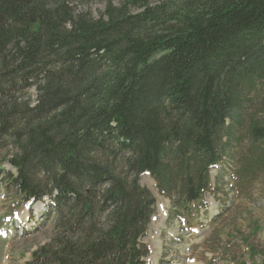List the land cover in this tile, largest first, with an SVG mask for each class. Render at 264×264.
<instances>
[{"label": "trees", "instance_id": "trees-1", "mask_svg": "<svg viewBox=\"0 0 264 264\" xmlns=\"http://www.w3.org/2000/svg\"><path fill=\"white\" fill-rule=\"evenodd\" d=\"M74 1L0 0V145L16 170L0 154V173L15 202L48 198L58 215L31 263L146 264L156 199L143 174L187 221L207 211L231 144L264 164V0L109 2L100 19ZM31 89L34 105L17 98ZM247 252L239 264L259 254Z\"/></svg>", "mask_w": 264, "mask_h": 264}, {"label": "rangeland", "instance_id": "rangeland-1", "mask_svg": "<svg viewBox=\"0 0 264 264\" xmlns=\"http://www.w3.org/2000/svg\"><path fill=\"white\" fill-rule=\"evenodd\" d=\"M126 1L75 0L73 8L100 19L109 2L119 7ZM161 2L149 0L154 7ZM16 96L33 105L37 100L34 89L19 90ZM258 106L246 109L244 124L237 125L235 136L245 132L249 116L259 115ZM1 144L0 154L5 160L2 169L14 174L15 168L6 161L11 154L10 143ZM258 145L259 152L264 150V143ZM230 147V154L210 171L211 188L205 196L210 216L206 218L201 209L200 219L204 215L201 221L198 216L187 221L169 218L170 200L159 193L150 175L140 177V186L147 188L156 199L155 213L143 237L149 249L146 264H239L244 258L248 260V248H256L259 253L250 264L264 262V164L250 166L257 154L248 144L235 143ZM6 182L0 173V264H33L34 254L50 248L51 242L61 234V228L55 227L58 215L50 211L48 198L33 204L15 202L17 199ZM15 211L19 215L12 217L11 225H5L6 218Z\"/></svg>", "mask_w": 264, "mask_h": 264}, {"label": "bare ground", "instance_id": "bare-ground-1", "mask_svg": "<svg viewBox=\"0 0 264 264\" xmlns=\"http://www.w3.org/2000/svg\"><path fill=\"white\" fill-rule=\"evenodd\" d=\"M225 134V133H224ZM253 137V136H252ZM253 140V139H252ZM224 145V144H223ZM116 148V147H115ZM221 149V148H220ZM109 161V160H108ZM105 162V161H104ZM122 166V165H121ZM130 171V170H129ZM156 179V178H155ZM152 180V179H151ZM132 183V182H131ZM90 188V187H89ZM132 188V187H131ZM204 188V187H203ZM145 189V188H144ZM129 190V189H128ZM145 193V192H144ZM101 194V193H100ZM92 196V195H91ZM101 196V195H100ZM197 197V196H196ZM166 202H168V201H166ZM99 205V204H98ZM116 208V207H115ZM115 212V211H114ZM113 212V213H114ZM12 214V213H11ZM171 214V213H170ZM102 222V221H101ZM106 223V222H105ZM106 232V231H105Z\"/></svg>", "mask_w": 264, "mask_h": 264}]
</instances>
